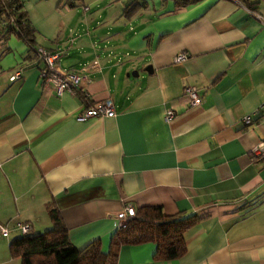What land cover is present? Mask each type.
I'll return each mask as SVG.
<instances>
[{"label": "crops", "instance_id": "obj_1", "mask_svg": "<svg viewBox=\"0 0 264 264\" xmlns=\"http://www.w3.org/2000/svg\"><path fill=\"white\" fill-rule=\"evenodd\" d=\"M59 1L24 3L60 67L89 68L76 91L58 94L43 81V63L27 59L26 42L0 39V226L10 230H0V264L20 262L9 250L22 235L17 223L30 222L33 233L52 228L49 204L75 246L100 239L104 250L121 224L115 214L130 204L209 213L186 231L182 257L155 260L157 245L148 242L122 246L118 264H264V159L250 154L264 140V113L256 114L264 103V0H252L256 10L235 0L181 8L148 0L132 18L122 16L131 0L58 9ZM75 8L87 34L69 35ZM182 52L187 58L176 61ZM95 61L100 67L91 68ZM187 85L201 104L189 106ZM108 97L115 116L79 118ZM170 108L177 115L167 120Z\"/></svg>", "mask_w": 264, "mask_h": 264}, {"label": "trees", "instance_id": "obj_2", "mask_svg": "<svg viewBox=\"0 0 264 264\" xmlns=\"http://www.w3.org/2000/svg\"><path fill=\"white\" fill-rule=\"evenodd\" d=\"M199 0H175L176 8L187 6ZM256 10L257 2L235 0ZM76 0H60L75 6ZM148 0H131L124 8L123 15L132 18L146 8ZM26 42L31 54L27 59H37L38 31L30 21L24 0H0V39L11 35ZM82 99L85 95L79 94ZM52 228L44 232L28 233L10 243L11 257L19 264H118V252L122 246L152 242L157 245L155 260H174L187 251L185 233L200 220L209 215L201 212L186 215L184 212L166 213L161 206L144 205L136 208V216L121 224L111 237L108 250H104L100 239L83 247L75 246L70 240L66 223L54 205H48Z\"/></svg>", "mask_w": 264, "mask_h": 264}, {"label": "built area", "instance_id": "obj_3", "mask_svg": "<svg viewBox=\"0 0 264 264\" xmlns=\"http://www.w3.org/2000/svg\"><path fill=\"white\" fill-rule=\"evenodd\" d=\"M88 9V7H86ZM38 56L39 61L43 63V67L41 69V76L46 85H50L57 91L58 94H62L63 92H74L76 89L80 87L82 81H89L88 78V67H84L82 69H64L60 67L58 62V53H54L47 49L46 47L40 46L38 48ZM187 58V54L182 52L180 55L176 57V61H183ZM91 68L100 67L98 61H95L91 66ZM22 76V71H16L11 79H17ZM86 96H89L85 93ZM184 95L188 100L189 106H196L203 102V96L199 92L198 88L195 86L187 85L184 88ZM116 107L114 103V99L112 97H108L94 106L86 108L80 115L79 118L81 120H86L92 117H109L116 115ZM264 113V103L261 105L260 109L256 111L257 115H262ZM177 112L170 108L166 112V119L172 120L176 117ZM254 117L252 115H246L245 122L247 124L253 123ZM250 154L253 159L262 158L264 159V140L257 143V145L250 151ZM136 216V208L130 204L125 207L123 210L118 211L115 214V217L121 222V224L125 223L127 220ZM120 224V225H121ZM17 229L20 230L22 235L28 234L32 231L33 226L30 222H19L16 225ZM0 230L3 236H9L10 230L1 225Z\"/></svg>", "mask_w": 264, "mask_h": 264}, {"label": "rangeland", "instance_id": "obj_4", "mask_svg": "<svg viewBox=\"0 0 264 264\" xmlns=\"http://www.w3.org/2000/svg\"><path fill=\"white\" fill-rule=\"evenodd\" d=\"M60 4L58 3V5L56 6L58 9H60ZM125 6H126V4L125 5H123V9H122V16H124L123 15V11H124V8H125ZM75 9H80L79 10V13L78 14H76V16H75V19L72 21V25H71V29L73 30V32H70L69 33V35L70 36H72V35H78L80 32L81 33H88V26L86 25V23H85V21L84 20H81V17H84L83 15H84V13H83V9H81V8H75ZM77 10V11H78ZM125 17V16H124ZM126 18V17H125ZM126 22H128L127 20H126ZM131 22H133V21H131ZM33 232H31V234H32ZM20 263V262H19Z\"/></svg>", "mask_w": 264, "mask_h": 264}, {"label": "water", "instance_id": "obj_5", "mask_svg": "<svg viewBox=\"0 0 264 264\" xmlns=\"http://www.w3.org/2000/svg\"><path fill=\"white\" fill-rule=\"evenodd\" d=\"M148 70H151L152 67L151 66H148L147 67ZM130 75H134V76H137L138 75V71H133L132 73H129Z\"/></svg>", "mask_w": 264, "mask_h": 264}]
</instances>
